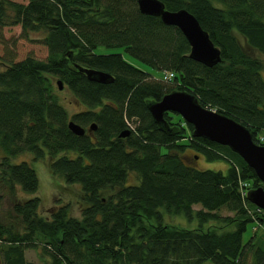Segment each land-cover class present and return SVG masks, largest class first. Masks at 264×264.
<instances>
[{
	"label": "trees",
	"instance_id": "trees-1",
	"mask_svg": "<svg viewBox=\"0 0 264 264\" xmlns=\"http://www.w3.org/2000/svg\"><path fill=\"white\" fill-rule=\"evenodd\" d=\"M160 1L196 17L219 48L217 62L190 58L179 29L141 13L136 0H0V25L19 24L22 36L39 33L46 47L44 58L27 54L3 61L0 70V186L11 195L16 185L36 190L34 168L9 160L24 151L46 158L65 182L78 183L85 202L79 217L60 204L45 218L37 214V196L14 197L0 215V264H199L207 258L246 264L247 257L264 264V231L242 240L249 222L264 227L263 212L241 193L263 184L253 169L227 145L192 135L177 112H163L175 130L160 129L146 103L185 89L264 144V59L250 56L236 37L264 55V0ZM98 44L120 45L173 77L155 78L120 52H94ZM76 64L106 71L112 80H90ZM52 79L82 105L70 118ZM68 119L94 128L75 134ZM123 129L128 134L119 136ZM186 147L206 160L225 159V171L195 167L185 159ZM129 171L136 182L126 183ZM103 189L113 191L101 195ZM164 214L196 224L167 222ZM35 244L47 261L25 259L24 250Z\"/></svg>",
	"mask_w": 264,
	"mask_h": 264
},
{
	"label": "rangeland",
	"instance_id": "rangeland-1",
	"mask_svg": "<svg viewBox=\"0 0 264 264\" xmlns=\"http://www.w3.org/2000/svg\"><path fill=\"white\" fill-rule=\"evenodd\" d=\"M25 2L26 0H16ZM40 34L36 32H29L26 36H22L20 33L19 24H3L0 25V70L4 68V62H10L23 58L29 54L36 58H44L46 54V47L41 43L39 39ZM238 43L241 47L247 51L250 56L264 59V55L252 47H249L243 40L242 36L236 35ZM94 52L106 53V52H120L124 59L134 66L149 72L153 77L160 78L162 71L150 66L146 62L128 53L120 45H103L98 44L93 48ZM261 76L264 77V68L261 70ZM52 84L57 90L58 99L65 107L68 118L70 114L78 109L82 108V105L74 98L72 92L66 87L61 86L57 89L55 80L52 79ZM131 123V122H130ZM86 128L87 125H84ZM185 159L192 165L198 168H213L221 169L225 171L228 162L223 159L206 160L200 153L195 151L193 148H185ZM11 162H18L25 160L33 168L37 175L38 183L37 188L31 193L22 191L19 186H14L13 196L10 191L0 186V215L5 211L9 212L12 207L14 197L25 199L31 196H37L39 204L37 208V214L42 217H49L50 213L56 208L57 205L67 204L69 213L73 216H80V208L85 203L81 197L82 192L78 183H67L60 176L53 174L47 167L46 158L33 159L31 154L28 152H20L9 157ZM137 181V176L133 171H129L126 183H134ZM248 185V184H247ZM113 190L103 189L101 195H107ZM193 208H199V204L195 203L192 205ZM218 212L225 214L228 211L225 208H220ZM164 221L178 224L180 226L189 227L195 226L196 220L186 219L182 214H164ZM211 222V221H209ZM204 224H207L206 222ZM260 234L264 231L263 226H256L249 222L242 233V240H246L252 232ZM24 257L27 260L41 262L48 260V254L40 248V244H35L33 247H27L24 250ZM246 264H251L249 257L246 258ZM199 264H214L209 258L204 259Z\"/></svg>",
	"mask_w": 264,
	"mask_h": 264
},
{
	"label": "water",
	"instance_id": "water-1",
	"mask_svg": "<svg viewBox=\"0 0 264 264\" xmlns=\"http://www.w3.org/2000/svg\"><path fill=\"white\" fill-rule=\"evenodd\" d=\"M141 13L156 15L165 24L176 26L185 37L189 48L188 56L205 65H212L220 59L219 48L209 38L207 32L199 25L196 17L187 9H168L160 0H136ZM85 76L94 81L107 82L112 80L106 71L76 64ZM57 88L62 84L56 79ZM153 121L160 129L175 130L163 117V112H177L184 121L192 125L191 134L202 136L220 144L227 145L251 167L263 183L249 187L245 197L251 203L264 209V144L252 140L249 129L239 121L207 106L201 105L196 97L185 89H172L165 92L159 99L146 101ZM68 129L75 134H82L86 129L94 128L90 123L87 128L68 119ZM128 134V129L119 131V136Z\"/></svg>",
	"mask_w": 264,
	"mask_h": 264
},
{
	"label": "built area",
	"instance_id": "built-area-1",
	"mask_svg": "<svg viewBox=\"0 0 264 264\" xmlns=\"http://www.w3.org/2000/svg\"><path fill=\"white\" fill-rule=\"evenodd\" d=\"M173 77V72L171 70H163L162 71V75H161V79L164 81H170ZM130 126V125H129ZM244 189V186H243ZM242 194H244V190L241 192ZM257 211H262V219L264 220V210L258 206H256Z\"/></svg>",
	"mask_w": 264,
	"mask_h": 264
}]
</instances>
